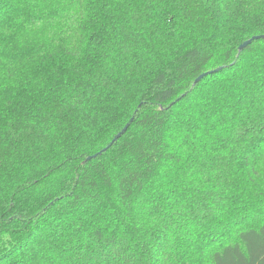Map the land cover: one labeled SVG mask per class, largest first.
Masks as SVG:
<instances>
[{"label": "snow or ice", "instance_id": "snow-or-ice-1", "mask_svg": "<svg viewBox=\"0 0 264 264\" xmlns=\"http://www.w3.org/2000/svg\"><path fill=\"white\" fill-rule=\"evenodd\" d=\"M16 2L38 13L74 9L30 24L22 44L36 51L19 55L5 51L0 21V200L30 213L0 222L40 229L28 253L42 264H180L186 255L194 264H264V149L254 151L264 141V44H254L264 40V0ZM177 19L191 40L171 27ZM56 53L82 60L87 73L47 84L38 63ZM214 69L233 75L236 89L214 93L232 101L223 112L214 106L215 116L202 102L214 90L201 86ZM109 100L131 107L130 123L95 146L86 130ZM16 261L31 264L15 246L0 251V264Z\"/></svg>", "mask_w": 264, "mask_h": 264}, {"label": "trees", "instance_id": "trees-1", "mask_svg": "<svg viewBox=\"0 0 264 264\" xmlns=\"http://www.w3.org/2000/svg\"><path fill=\"white\" fill-rule=\"evenodd\" d=\"M74 9L69 7L65 10H61L58 7H53L49 9L46 13H38L33 7H25L20 3L16 2V0H0V21L3 22L6 31L4 32V36L8 39V46L5 51L12 53L13 55H19L20 51H27L29 53L36 51V43L25 41L22 44V37L27 32L28 26L30 24H35L39 22L40 16L46 15L50 17H56L60 14L63 15H71ZM186 19V18H185ZM161 24L164 28L169 27V15L165 14L161 18ZM177 25H180L177 27ZM210 26H213L210 24ZM219 26V25H215ZM66 27V22L64 24H57V31L59 32L61 28ZM171 27L176 29L177 35L184 39L186 42L193 38L192 33H189L186 28L183 27V24L179 21V19L172 21ZM246 34H238L237 39L244 40ZM198 39V37H195ZM171 39L176 40V36H172ZM254 44H264V40L254 41ZM253 44L248 45V47H253ZM247 51V49L245 50ZM88 70V66L84 64L81 60L79 63L76 62L74 57H69L63 55L62 53H56V55L48 62H39L38 63V71L37 75L43 77L45 73H47L46 82L47 84H53L55 81L56 86H63L65 78H71L73 83L80 79L82 74H86ZM215 70V69H214ZM231 74H236V70H229ZM225 76V72H214L205 77L204 80L201 81V86H203V91L208 93L209 88L211 87L214 91L209 93L208 99L205 102L209 105L207 109H204L205 115L211 113L213 116L218 115V113L212 112V108L214 106L219 105L220 112H223V106L225 103H231V99L228 95H222L220 97H215V92L224 91L225 93L231 92L235 93V85L231 83L233 75H229L227 80L222 79ZM58 77V78H57ZM22 93H26L28 98L35 100L36 97L32 96L30 92H28L27 88L22 90ZM47 95L49 97L53 96L52 91L49 89ZM21 99H24L25 96L22 94ZM116 98L114 97L113 100ZM47 103H51L49 100ZM47 103L45 107H47ZM97 109L101 107V105H96ZM103 111H97L95 113L94 119L96 123L89 128H87V133H90L93 137L98 138V143L95 146H98L99 143H104L108 139L113 138L116 134H118L125 126L126 121H130L129 117L132 114L131 107L124 109L121 111L120 105L117 103H113L112 100L106 101L103 106ZM81 128L83 125L80 126ZM132 127H135L133 124ZM79 128H73L71 133L68 135L67 140H64V146L67 150H72V145L76 143V137ZM128 131L131 132L132 128H128ZM63 136V134H61ZM123 139V137H121ZM257 148L254 149L257 153L259 150L264 149V141H256ZM55 151V150H53ZM66 154V152H62L61 156ZM55 159V155L51 157ZM72 165H68L70 169ZM64 171H67L65 169ZM250 169L245 168V174L250 172ZM20 179H24L21 175ZM19 180L14 181V184L19 183ZM19 199V198H18ZM10 204L8 199L0 200V216L4 217V219H8L19 213L21 216L27 219V216L30 215L28 212V208L23 205L18 206L16 209H13L11 212L8 211ZM35 211V209H33ZM51 219V216H49ZM57 219H62V217H57ZM35 224H27L21 220H13L10 224H4L0 222V229H4L3 232H0V239L4 241L3 244H0V251H4L8 248L15 246L16 252L18 256L28 255L31 258V264H42L40 257L38 255H33L28 253L26 244L31 246L36 243L37 235L40 229H36V233L33 232L35 228ZM43 227V226H42ZM11 241V243H8ZM39 248V245H37ZM15 259V258H13ZM195 257L189 259L186 257L180 261V264H194ZM7 264V262H6ZM15 264H20L19 261H16Z\"/></svg>", "mask_w": 264, "mask_h": 264}, {"label": "water", "instance_id": "water-1", "mask_svg": "<svg viewBox=\"0 0 264 264\" xmlns=\"http://www.w3.org/2000/svg\"><path fill=\"white\" fill-rule=\"evenodd\" d=\"M253 39H256V38H253ZM256 41H257V40H256ZM242 47H243V46H242ZM214 72H216V71H215V70H213V73H214ZM210 74H212V73H210ZM210 74H209V75H210ZM129 123H130V121H129ZM125 127H127V124H126V126H125ZM125 127H124V128H125ZM122 130H123V129H122ZM122 130H121V131H122ZM116 135H119V133H118V134H116Z\"/></svg>", "mask_w": 264, "mask_h": 264}]
</instances>
